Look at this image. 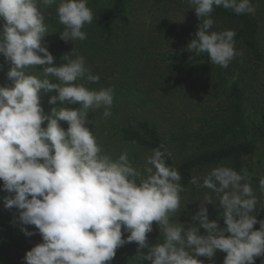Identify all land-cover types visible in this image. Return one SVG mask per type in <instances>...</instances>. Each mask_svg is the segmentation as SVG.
<instances>
[{"label":"clouds","instance_id":"clouds-1","mask_svg":"<svg viewBox=\"0 0 264 264\" xmlns=\"http://www.w3.org/2000/svg\"><path fill=\"white\" fill-rule=\"evenodd\" d=\"M187 2L202 21L187 50L207 54L211 64L227 68L243 53L235 48L234 30L210 31L212 13L215 7L238 15L254 13L251 0ZM42 3L51 6L57 0ZM56 14L64 26L62 40L87 39L82 29L94 19L87 0H59ZM0 19L4 22L0 54L11 64L6 74L11 83L0 85V181L8 193L3 204L17 211L21 232L42 237L26 252L25 264H110L116 250L132 242L138 249L148 248L140 257L150 264H203L199 257L211 261L218 250L226 253L223 264H255L264 257V219L258 221L253 214L258 199L246 169L217 166L203 178L192 177L190 183L211 190L216 203L205 194L192 217L198 224L173 222L184 189L181 174L167 164L165 153L154 149L142 173L126 152L116 159L102 154L87 126L90 110L103 108V116H111L113 89L94 90L76 83L99 81L83 56L70 59L65 54L66 63L54 64V55L42 44L48 29L37 0H0ZM39 65L44 66L43 78L25 71ZM42 90L55 91L49 103L61 101L64 106L46 113L40 102ZM71 104L79 107H68ZM61 121L67 122V129ZM259 189L264 194V177ZM210 203L221 209L225 227L209 218ZM153 222L164 239L150 245L147 234ZM122 228L129 233L126 239Z\"/></svg>","mask_w":264,"mask_h":264},{"label":"trees","instance_id":"trees-1","mask_svg":"<svg viewBox=\"0 0 264 264\" xmlns=\"http://www.w3.org/2000/svg\"><path fill=\"white\" fill-rule=\"evenodd\" d=\"M255 2L256 0H251L252 6ZM87 3L94 17L92 23L85 24L82 29L86 32L87 39L65 42L60 36L64 26L59 23L56 14L59 0L51 6H46L42 0H39L37 7L44 15L48 29L42 44L54 55L56 66L66 63L62 59L65 54L70 59L83 56L86 67L92 74L99 76L98 83L78 80L77 84L83 83L94 90L109 87L113 89L114 102L111 106V116L105 118L103 108L90 110L88 116L90 122L87 126L96 137L102 154L116 159L126 152L132 166L138 170L137 165L143 167V162L145 163L140 153L150 155L154 149L160 148L165 153L167 164L181 174L180 184L184 189L180 193L181 210L183 207L188 210L191 199L186 198L194 196L196 187L190 181L196 173L206 172L224 163H229L230 168L242 172L245 170L246 159L264 146V126L250 122L246 116L247 97L244 76L241 75L239 80L230 86L227 104L223 109L213 108L207 116L197 118L196 126L188 122L181 123L180 129L171 139L168 133L162 130L163 120L151 115L145 104L149 103L150 107L152 103H159L156 99L157 93L171 95L185 83L199 81L207 73L214 76L216 65L211 64L207 54L196 55L187 49L166 51L162 61L175 68L176 70H173L175 74L177 72L179 74L161 83L156 79V69L160 66L157 63H151L152 60H158V52L155 51L159 47L154 45L152 40H145L134 32V28L132 29L130 0H87ZM212 14L219 20L231 22L234 28L228 30L235 31V44L243 48L255 66L264 61L262 24L255 14L238 15L223 7H215ZM3 23L0 19V30ZM197 30L198 26L174 21L167 17L159 18L155 26L161 42L190 41L195 38ZM210 31L222 32L225 29L212 26ZM109 53L117 54V59L123 58L116 63H120L119 65L124 69L120 75L117 72L110 73L111 79L105 76L106 73L98 68L96 62L107 61ZM43 67V65L29 67L25 71L43 78ZM10 68L11 64L0 54V85L11 83L6 75ZM55 94V91L48 93L41 91L40 102L46 113H50L53 107L64 106L61 101H57L55 105L49 103L50 97ZM68 107L78 108L79 104H71ZM60 124L62 127L65 124L67 129V122L61 121ZM46 125L47 121L43 126L46 127ZM176 151L180 153V156L174 155ZM7 194L2 190V181H0V264H25L23 258L26 252L42 242V237L38 232L28 237L20 231V224L15 221L17 211L4 207L3 197ZM255 214L258 221L264 219V207L256 208ZM175 217L176 215L173 216ZM28 227L30 231H34V226ZM259 227L257 223L255 228ZM163 239L162 234L154 235L149 244L163 242ZM147 251L148 248L134 251L130 247L129 250L120 254L117 262L111 261L110 264H150L140 257V252L147 253ZM262 262L264 257H258L255 264H262Z\"/></svg>","mask_w":264,"mask_h":264},{"label":"rangeland","instance_id":"rangeland-1","mask_svg":"<svg viewBox=\"0 0 264 264\" xmlns=\"http://www.w3.org/2000/svg\"><path fill=\"white\" fill-rule=\"evenodd\" d=\"M39 5V0L37 1V6ZM255 11L253 14L257 16L262 24L261 28V40L264 45V0H256L253 5ZM131 8V19H132V29L134 32L139 34L145 40L149 39L154 42V45H158L157 61L152 60L151 63H157L159 68L156 69V79L161 83L165 82L167 78H174L179 74H175L173 71L175 68L166 65L167 62H163L162 58L166 51H184L186 50V45L190 42L187 40H176L173 42H161L158 38V32L155 31V26L157 20L161 17H167L174 21L187 22L190 25L199 26L202 22L195 14V10L190 8L187 0H130ZM261 10H263L261 12ZM214 19L213 26L223 28L225 30L233 29L234 26L231 22L226 20H219L215 15L212 14ZM237 52H242L243 55H237L233 59L227 68L215 66V75L212 76L210 73L204 75L202 79L194 83H185L181 86L174 94L163 95L157 92L156 99L159 103H152L149 107V103L145 104L148 108V112L151 115L160 117L163 120L162 130L168 133V136L173 139L176 132L181 127V123L188 122V124L197 125L196 119L203 118L207 116V113L213 108H224L227 104V96L229 88L234 84L241 75L244 76L245 80V93H246V116L250 122H254L256 125L264 126V61L260 65H254L248 58L246 52L238 44H235ZM109 58L107 61H96L98 68L111 79L112 72H117L120 75L123 72V66L119 65L121 59H117V54L109 53ZM116 56V58H115ZM251 68L248 72L245 70ZM176 70V69H175ZM222 72V75H221ZM63 128L66 129L65 124ZM142 160H146L148 154L144 155L140 153ZM176 157L180 156L179 152H174ZM143 167L137 165L138 171L143 173L145 168V163L143 162ZM219 166H226L230 168L229 163H224ZM213 168L206 170V172H198L195 177L203 178L206 176ZM245 169L247 170L248 178L251 180L253 191L258 199L256 208L264 207V194L260 192L259 180L264 177V146L257 149V151L246 159ZM202 183V179H201ZM196 189L193 198L187 196V200H190L188 210L183 207L172 217V221L176 223H182L186 227L190 224H198V221H193L192 217L199 211L201 204V199L205 194H210L213 196L214 203L215 194L211 190L195 185ZM192 188L190 189L191 193ZM192 195V194H191ZM189 197V198H188ZM186 200V201H187ZM183 203L185 201L182 200ZM184 205V204H183ZM182 205V206H183ZM209 210V218L217 220L221 227H225L223 217L220 216L221 209H219L214 204L207 205ZM254 214V213H253ZM155 224V225H154ZM153 230L147 234L148 242L150 243L151 237L154 235L162 234L160 232L157 223L153 222ZM256 225H254L255 228ZM124 238L126 239L128 232H124L122 228ZM205 230L200 229V233L204 234ZM130 247L136 251L138 245L134 242L126 243L125 245L119 247L116 250V255L112 262H117L125 250H129ZM144 250V249H142ZM226 253L222 251H217L216 255L209 260V258L201 256L199 259L203 261V264H223ZM115 264V263H113ZM117 264V263H116Z\"/></svg>","mask_w":264,"mask_h":264}]
</instances>
